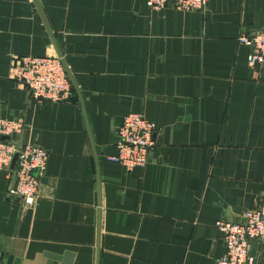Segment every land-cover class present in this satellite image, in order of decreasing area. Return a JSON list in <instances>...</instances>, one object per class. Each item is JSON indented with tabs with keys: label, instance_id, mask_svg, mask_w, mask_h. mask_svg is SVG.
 <instances>
[{
	"label": "crops",
	"instance_id": "crops-1",
	"mask_svg": "<svg viewBox=\"0 0 264 264\" xmlns=\"http://www.w3.org/2000/svg\"><path fill=\"white\" fill-rule=\"evenodd\" d=\"M264 0L201 10L146 0H0V117L7 137L49 153L30 208L0 171V264H213L220 219L264 198V65L242 33ZM24 55H60L68 101L37 103L16 79ZM153 122L144 166L111 162L128 113ZM253 264H264L253 242Z\"/></svg>",
	"mask_w": 264,
	"mask_h": 264
},
{
	"label": "built area",
	"instance_id": "built-area-1",
	"mask_svg": "<svg viewBox=\"0 0 264 264\" xmlns=\"http://www.w3.org/2000/svg\"><path fill=\"white\" fill-rule=\"evenodd\" d=\"M207 1L146 0V3L150 9H162L170 5L179 11H194L203 9ZM237 40L249 49L250 65H264V29L242 33ZM15 79L37 103H61L68 101L71 95L72 84L59 55H24ZM21 129L22 125L17 121L0 117V171H5L11 180L6 193L18 198L23 207L30 208L38 197L39 175L45 171L49 152L35 144L15 145L7 140L8 136L19 133ZM155 145L153 122L140 113L131 112L121 118L115 130L116 153L108 159L130 171L135 166L147 163ZM14 155L17 157L11 168ZM215 225L219 229L225 252L213 264H253L254 257L250 253L253 242L260 244L264 257V198L235 219H220Z\"/></svg>",
	"mask_w": 264,
	"mask_h": 264
},
{
	"label": "water",
	"instance_id": "water-1",
	"mask_svg": "<svg viewBox=\"0 0 264 264\" xmlns=\"http://www.w3.org/2000/svg\"><path fill=\"white\" fill-rule=\"evenodd\" d=\"M60 56V55H59ZM63 64H64V67H65V63H64V61H63ZM65 69H66V67H65ZM66 72H67V74L69 73L68 71H67V69H66ZM68 77L70 78V74H68ZM71 79V78H70ZM70 81H72V80H70ZM3 139L4 138H6V137H2ZM16 157H17V155H14L13 156V159H12V161H11V164H10V167L11 168H13L14 167V164H15V161H16Z\"/></svg>",
	"mask_w": 264,
	"mask_h": 264
}]
</instances>
